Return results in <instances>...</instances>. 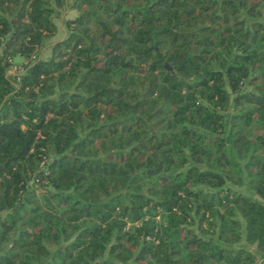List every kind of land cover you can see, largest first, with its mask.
<instances>
[{
    "label": "trees",
    "instance_id": "16d2710c",
    "mask_svg": "<svg viewBox=\"0 0 264 264\" xmlns=\"http://www.w3.org/2000/svg\"><path fill=\"white\" fill-rule=\"evenodd\" d=\"M0 264H264V0H0Z\"/></svg>",
    "mask_w": 264,
    "mask_h": 264
},
{
    "label": "rangeland",
    "instance_id": "374dc122",
    "mask_svg": "<svg viewBox=\"0 0 264 264\" xmlns=\"http://www.w3.org/2000/svg\"><path fill=\"white\" fill-rule=\"evenodd\" d=\"M75 16V12H73V11H71V10H64L62 13H61V16L58 18V19H56V23H57V25H58V27H59V30H60V32L58 33V35L56 36V38L53 40V42L54 41H56V40H58V39H61V38H63V34H64V32H63V21L66 19V18H72V17H74ZM49 44H51V42H49ZM49 47L50 46H47L46 48H44L43 50H42V52H41V56L43 57V58H48L49 57V52H50V50H49ZM16 62H21V59H17L16 60ZM244 189H242V191H243ZM197 232L200 234V230H197ZM205 236H207V237H212V234L210 233V232H207V234H205ZM214 236V238H215V235H213ZM238 247H242V248H245V249H248V250H250V251H252V252H255V248L254 247H251V246H248L245 242H241L239 245H238Z\"/></svg>",
    "mask_w": 264,
    "mask_h": 264
},
{
    "label": "water",
    "instance_id": "95a60500",
    "mask_svg": "<svg viewBox=\"0 0 264 264\" xmlns=\"http://www.w3.org/2000/svg\"><path fill=\"white\" fill-rule=\"evenodd\" d=\"M168 69H170L168 66H167Z\"/></svg>",
    "mask_w": 264,
    "mask_h": 264
}]
</instances>
